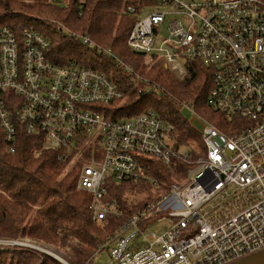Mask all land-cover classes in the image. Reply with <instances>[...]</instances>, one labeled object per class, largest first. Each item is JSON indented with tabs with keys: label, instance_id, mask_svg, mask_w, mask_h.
I'll return each mask as SVG.
<instances>
[{
	"label": "built area",
	"instance_id": "obj_1",
	"mask_svg": "<svg viewBox=\"0 0 264 264\" xmlns=\"http://www.w3.org/2000/svg\"><path fill=\"white\" fill-rule=\"evenodd\" d=\"M142 6L139 12L133 4L124 8L138 17L129 48L160 57L179 79L187 76L190 61L209 66L207 104L229 123L241 121L237 129L223 132L199 114L205 124L200 132L204 151L194 156L192 147L177 144L174 124L157 109L113 113L110 108L126 91L111 76L77 60L54 62L44 33L2 25L4 139L15 152L18 130L43 136L45 148L59 151L60 159L66 157L61 151L77 149L81 142L95 146L82 165L78 188L91 197L93 221L124 219L87 264H96L105 248L106 264H231L264 249V1L151 0ZM167 15L168 35L157 43ZM82 41L93 45L88 35ZM105 51L136 76L111 49ZM136 78L143 84L139 96L162 91ZM152 160L171 170L186 167L187 181L171 182L157 193L160 181L148 171ZM133 182L148 183L155 196L125 215L109 190ZM134 197L124 202L136 206L140 201ZM157 222L164 225L156 227ZM0 245L53 254L28 237L0 240Z\"/></svg>",
	"mask_w": 264,
	"mask_h": 264
},
{
	"label": "trees",
	"instance_id": "obj_2",
	"mask_svg": "<svg viewBox=\"0 0 264 264\" xmlns=\"http://www.w3.org/2000/svg\"><path fill=\"white\" fill-rule=\"evenodd\" d=\"M144 1L148 2L147 6L151 4V0ZM138 3L142 4L140 0H85L72 6L69 11L53 6L52 8H56L58 13L54 10H49L47 13L55 14L58 20L71 22L73 27L83 31V35L77 37L78 40H75L73 34L64 30L61 32L60 29L44 21L35 20L39 22L37 25L29 23L32 21L29 17L38 7L25 0H0V22L8 14L13 13H17L16 16L22 18L21 21H16L18 24L0 23V26L8 25L14 28L21 26L41 31L51 41L50 59L54 62L77 60L89 67L98 68L97 65L101 60V67L98 69L104 71L106 61L116 65L113 57L105 51L111 49L136 71L137 67L132 61L137 60L135 57L146 55L132 51L127 44L129 33L138 17L125 13L123 8L133 4L139 12L145 4ZM39 12L41 13V10ZM84 35L93 38V45L83 43ZM88 48L92 50V58L86 57L83 51L85 49L88 52ZM99 48L103 51H99ZM108 65L106 64L105 67ZM107 74L110 75L108 72ZM125 74L131 76L127 72ZM116 77L118 79L114 80L119 82L123 75ZM153 81L164 89L161 88L162 91L157 93L160 97L154 99L153 106L150 107L157 109L174 124L175 134L179 133L177 134L179 144H183L187 136L192 138L201 136L183 117L182 106L181 108L176 106L179 101L191 103L197 113L205 116L223 132L228 133L238 128L235 123L241 121L235 120L234 123H229L221 113L208 106L207 97L212 86V70L201 61L188 63V75L181 82L172 80L166 84V81L160 83L154 79ZM122 88L126 91L124 85ZM166 90H169L173 96L166 94ZM132 94H135V91ZM145 97L138 96L131 104V108L144 109ZM139 103H142L143 107L138 105ZM43 142V136L29 135L20 129L17 134L16 150L11 152L0 127V240L28 237L39 243L56 247L69 264H87L99 244L122 224L124 217L111 216L103 220L105 225L103 231L106 235L102 241V231L97 225L98 222L93 221L88 209L91 197L77 189L76 176L64 172V159L59 158V151L43 149ZM170 170L159 162L149 161V175L160 181L170 176ZM118 187L120 186H112L109 194L115 201L121 203L116 189ZM123 210L125 213L124 206ZM133 211L135 210L132 209L125 215ZM0 264L63 263L54 256L32 248L0 245Z\"/></svg>",
	"mask_w": 264,
	"mask_h": 264
},
{
	"label": "rangeland",
	"instance_id": "obj_3",
	"mask_svg": "<svg viewBox=\"0 0 264 264\" xmlns=\"http://www.w3.org/2000/svg\"><path fill=\"white\" fill-rule=\"evenodd\" d=\"M22 1H24V0H22ZM25 1L30 2V4H34L38 7V9L34 12V14L31 15V17H29L32 20L29 23L37 25L40 21H44L46 24H51L56 29H60L61 32L64 30V32H68V33L73 34L75 36L74 37L75 40L80 35H83V31H81L80 28L73 27L71 25V22L65 23L63 21H60L57 19L55 14L47 13V12L49 10H54L56 13H58V10H56V8H62L61 10L69 11L72 8V6H76V4L84 2L85 0H25ZM140 1L143 4L148 3L144 0H140ZM53 6H56V8H52ZM39 10H41V13L39 12ZM146 13L147 12L143 13V16ZM16 14L17 13L8 14V16L4 17L0 23L13 24L12 22H15L16 24H18L16 21L20 20L22 18L16 16ZM170 17H171L170 15H167V19L165 20V24H163L161 26L162 31L157 36V43L159 42V40L162 37L163 38L167 37L168 33H167L166 27L168 25V20ZM35 20H38L39 22H36ZM94 42L96 43L95 40H94ZM95 43H94V45H95ZM83 51L85 52L86 57H89V58L93 57V55L91 54V51H92L91 49L88 48V52L85 49H83ZM135 58L137 60L132 61V62L137 67L136 76H139L141 78H146L147 82L149 84H151L153 87L155 85L160 89L161 88L164 89L163 86L156 84L157 82L153 81V79L158 81V83H160L161 81L162 82L166 81V84H168L172 80L175 82H181L187 77L186 76L184 79L177 78L173 74V72L164 64L163 59H161L158 56H152V57L145 56V57H135ZM79 60H81V59H79ZM95 60H97V59H95ZM99 60H97V61H99ZM108 61H109V59H108ZM101 62L102 61L100 60V63H98V65H97L98 68L101 67ZM110 63H111L110 61L109 62L106 61V63L104 64V69L106 71L104 70L103 72H105L106 74L108 72L110 74L109 76H111L113 79H118L116 76L121 77V75H123L121 81L119 80L118 83L122 87L124 85V87L126 89V97L123 100L116 102L110 109L112 110L113 113L115 112L118 116H125L127 113L133 112L136 109H138L137 107L135 108V110L132 109L131 104L135 100H137V97L139 96V94L136 95V93H138L137 90L139 89V87H143V84L138 83L136 76H134V75L128 76L125 74V71L123 72L121 67H119L118 65L114 66L113 64H110ZM106 64H109V65L107 67H105ZM133 90L135 91V94H132V92H134ZM166 94L172 95L169 90H166ZM159 97H160V95H159ZM159 97L157 96V94L146 96L145 101H143L145 108L153 106L152 105V103L154 102L153 100L158 99ZM138 105H142V103H139ZM126 106H129V108L128 107L126 108ZM176 106L179 108H181V106H182L181 110H182L183 117L187 121H189L191 123V125L194 126V128L200 133L203 130V127L205 124L203 123L202 118L199 116V113L195 112L194 109L186 106L183 101H179V103ZM142 107H143V105H142ZM200 113L205 114L204 112H200ZM200 115L202 117H204L205 119H207L202 114H200ZM205 115L208 116L207 114H205ZM208 121H209V119H208ZM177 134H179V133L177 132L175 134L176 140H177ZM177 144L180 146H183V147H186V146L192 147L193 152H194V156H197V153L199 151L201 154L204 151L201 136L200 137L195 136V138L194 137L192 138L191 136H187V138L183 142V144H179L178 140H177ZM44 145H45V142H43L42 148L46 149ZM94 147H93L92 143H90V142H81V144H79L77 149L61 151L62 155H66L65 159L63 160L64 164H65L64 172L65 173H71L74 176H76L77 183H78V177H79L82 165L85 161V158L89 157V155L92 152V149ZM186 181H187L186 167H178V168H176V171H175V169L170 170V176L169 177L167 176L165 179H161V181H160L161 188L159 190H157V193L161 190L164 191L167 188V185H169L171 182L185 183ZM77 189L81 192H84L78 188V185H77ZM116 189H117V193H119V195H120V202L124 206V209L127 213L130 212V210H132V209L136 210L141 204L150 200V198H154V196H155L152 192L153 189L150 188V185L146 182H141V183H134L133 182V183H128V184H123L122 186H120ZM132 195H135L136 197H134ZM132 197L139 199L140 202L138 205L130 206L129 204L124 202L125 198L128 200H131ZM97 225L102 231L101 240L103 241L105 239V235H106L105 232L103 231V229H104L103 227L105 226L104 222L103 221L98 222ZM154 225L156 227H159V226H162L164 224H162V222H157ZM30 240L33 241L36 245L40 246L42 249H45L48 251L51 250L53 252V254L56 255L55 258L56 259L60 258L59 260L63 264H65L63 262L65 260L60 255L61 251L59 249H57L54 246H50V245L48 246L44 243H39V242L32 240V239H30ZM33 250L40 251V252H42L46 255H49V256H54L53 254H51V253L49 254V253L45 252L44 250H39V249H33ZM108 261H109V253H108V250L106 248L104 250H102L101 252H99L95 257L96 264H106V263H108Z\"/></svg>",
	"mask_w": 264,
	"mask_h": 264
},
{
	"label": "water",
	"instance_id": "obj_4",
	"mask_svg": "<svg viewBox=\"0 0 264 264\" xmlns=\"http://www.w3.org/2000/svg\"><path fill=\"white\" fill-rule=\"evenodd\" d=\"M62 260V259H61ZM63 261V260H62ZM65 264L67 262L63 261ZM231 264H264V249L241 258Z\"/></svg>",
	"mask_w": 264,
	"mask_h": 264
}]
</instances>
